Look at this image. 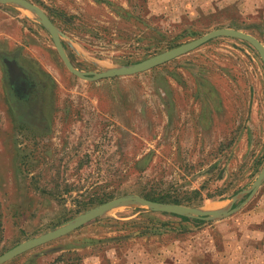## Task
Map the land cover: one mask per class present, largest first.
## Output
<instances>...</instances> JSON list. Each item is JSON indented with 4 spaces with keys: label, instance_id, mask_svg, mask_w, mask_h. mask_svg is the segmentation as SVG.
Instances as JSON below:
<instances>
[{
    "label": "rangeland",
    "instance_id": "obj_1",
    "mask_svg": "<svg viewBox=\"0 0 264 264\" xmlns=\"http://www.w3.org/2000/svg\"><path fill=\"white\" fill-rule=\"evenodd\" d=\"M30 1L87 72L221 27L264 43V0ZM6 57L35 84L28 99L15 94ZM263 168L264 60L249 41L219 36L147 71L88 80L34 11L0 1V255L123 196L167 193L227 211ZM2 264H264V181L224 219L127 201Z\"/></svg>",
    "mask_w": 264,
    "mask_h": 264
},
{
    "label": "water",
    "instance_id": "obj_2",
    "mask_svg": "<svg viewBox=\"0 0 264 264\" xmlns=\"http://www.w3.org/2000/svg\"><path fill=\"white\" fill-rule=\"evenodd\" d=\"M0 1L4 3H20L23 4L25 7H27L28 9L34 11L42 21L43 25L46 27V29L51 33L56 48L59 54L61 55L62 59L64 60L65 64L67 65V67L74 74L88 80H96L105 77L133 75L147 71L163 63H166L180 55L188 53L198 48L199 46L203 45L204 43L210 41L211 39L219 36H231L249 41L258 49L264 60V43L258 37L244 30L237 29L234 27H221L210 31L201 37L180 44L176 47H173L169 50L153 55L149 58H146L132 65H125L122 67L112 68L101 72L82 71L73 64L67 52L64 39L65 38L70 39L69 35L58 29L52 18L47 14V12L41 6L30 0H0ZM4 61L8 66L9 78L15 94L21 98L28 99L30 96V92L34 88L35 84L31 81L28 74L24 71V69L16 59H10L6 57ZM263 181H264V168L259 174L258 179L255 182V185L251 189L248 199L243 201L238 206H232L227 211H222V210L205 211L191 205L177 203V202L153 200L144 197L142 195H129V196L118 197L106 201L90 209L89 211L78 215L75 219L71 220L70 222H68L67 224L61 227L48 231L42 235L30 238L27 241H24L16 245L15 247L11 248L10 250L0 255V264L7 262L32 248H35L39 245L45 244L54 239L62 237L76 230L82 225L98 218L109 209L127 201H134L143 204L156 212L172 213L177 215H189L201 219H206V218L224 219L233 215L239 209H241L245 204H247L256 194L259 187L262 185Z\"/></svg>",
    "mask_w": 264,
    "mask_h": 264
},
{
    "label": "trees",
    "instance_id": "obj_3",
    "mask_svg": "<svg viewBox=\"0 0 264 264\" xmlns=\"http://www.w3.org/2000/svg\"><path fill=\"white\" fill-rule=\"evenodd\" d=\"M127 18V17H125ZM66 46V43H65ZM195 192H198V190H195ZM146 197L153 199V200H158V201H168V202H177V203H183L184 201L179 199L178 197H170L169 194L165 193H160L158 195H154L153 193L146 194ZM186 218V217H185Z\"/></svg>",
    "mask_w": 264,
    "mask_h": 264
},
{
    "label": "bare ground",
    "instance_id": "obj_4",
    "mask_svg": "<svg viewBox=\"0 0 264 264\" xmlns=\"http://www.w3.org/2000/svg\"><path fill=\"white\" fill-rule=\"evenodd\" d=\"M215 205V204H214ZM217 205V204H216ZM218 205H219V203H218ZM208 207V206H207ZM210 208V207H209ZM215 208V207H214Z\"/></svg>",
    "mask_w": 264,
    "mask_h": 264
}]
</instances>
